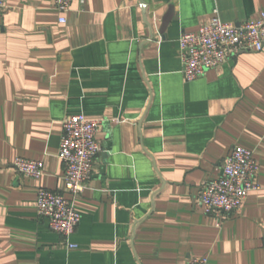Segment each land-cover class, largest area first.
Segmentation results:
<instances>
[{"label":"crops","instance_id":"obj_1","mask_svg":"<svg viewBox=\"0 0 264 264\" xmlns=\"http://www.w3.org/2000/svg\"><path fill=\"white\" fill-rule=\"evenodd\" d=\"M215 10L240 24L264 0H6L0 13V264H264V49L186 81L179 38ZM98 124L101 150L82 194L66 191V118ZM236 146L257 187L221 220L200 195ZM17 158L44 162L40 177ZM40 189L82 220L69 237L38 216ZM68 243L77 247L69 248Z\"/></svg>","mask_w":264,"mask_h":264},{"label":"built area","instance_id":"obj_2","mask_svg":"<svg viewBox=\"0 0 264 264\" xmlns=\"http://www.w3.org/2000/svg\"><path fill=\"white\" fill-rule=\"evenodd\" d=\"M62 14L60 22L65 23L66 14L74 0H52ZM85 3L87 0H77ZM6 7V0H0V13ZM182 52L183 76L193 81L213 68L222 65L229 57L243 52H259L264 49V13L249 21L225 23L215 10L214 16L203 23L195 32L184 33L179 38ZM98 124L84 114L72 115L63 122V133L59 146V158L65 172L66 191L78 196L83 193L94 172V163L101 150L96 137ZM16 171L22 175L40 177L44 162L25 158L14 161ZM259 163L251 149L236 146L226 159L221 175L208 181L200 195L205 212L218 220L242 208L248 193L258 185L256 177ZM38 216L48 220L51 228L69 238L79 226L82 214L66 197V192L40 189L37 201ZM69 248L77 247L68 243ZM206 257L191 258L188 264H207Z\"/></svg>","mask_w":264,"mask_h":264}]
</instances>
